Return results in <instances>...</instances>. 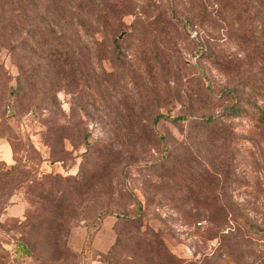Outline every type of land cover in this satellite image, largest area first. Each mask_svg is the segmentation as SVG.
Masks as SVG:
<instances>
[{"label": "rangeland", "instance_id": "obj_1", "mask_svg": "<svg viewBox=\"0 0 264 264\" xmlns=\"http://www.w3.org/2000/svg\"><path fill=\"white\" fill-rule=\"evenodd\" d=\"M43 16L73 40L71 59L48 56ZM233 102L243 112H225ZM251 108L264 119V0H0V159L13 163V144L51 174L63 230L20 229L38 210L0 184V241L26 242L17 264H104L118 219L97 215L134 214L137 197L184 264H264V120ZM161 114L189 117L153 126Z\"/></svg>", "mask_w": 264, "mask_h": 264}, {"label": "trees", "instance_id": "obj_2", "mask_svg": "<svg viewBox=\"0 0 264 264\" xmlns=\"http://www.w3.org/2000/svg\"><path fill=\"white\" fill-rule=\"evenodd\" d=\"M104 11H106V9H103V12ZM42 21L43 27H41L42 29L38 30V32H40V37L46 45L45 50L48 56L56 60L60 58L61 60L66 61L69 56L71 59V56L73 55L72 52L75 50L73 40L70 39V44L65 43L64 40L62 41L61 37L53 32L52 21L49 17L43 16ZM120 29V25H115V32H118ZM74 35L75 37H81L79 30H75ZM48 39L51 40V44L46 41ZM113 44L121 53L122 49L117 44V39L113 40ZM11 51L15 52V49L12 48ZM14 93L17 97H21V92L19 90ZM172 94H174V92H172ZM222 94L229 98L235 97L234 93L229 90H222ZM251 109L252 110L248 111V115H251L252 118L256 119L259 123L263 122L264 119L262 118V113L259 112L260 110L258 111L254 108ZM225 112L240 114L243 111L236 102H233L231 105L225 107ZM188 117L189 116L186 114L177 117L161 114L153 118L152 125L154 126L161 118L182 122L188 119ZM218 117L219 116L216 115H202L201 119L204 120L205 124L211 125L217 122ZM10 148L13 149H11L13 163L9 164L5 160L0 159V184H5L6 186H23V194L28 198L32 206H36L39 214L38 219L36 217L28 220L27 218L24 222L17 220L20 229L23 230L27 227L39 228L45 224L44 231L46 239H49L50 241L58 240L62 235L63 230L59 227L55 228L54 221L57 219V211L52 209L55 198L52 196V191L48 188V186L50 187L52 185L54 178L51 174L34 172L35 169H32L33 161L31 160V163H29L31 166L27 167V162H23L22 159L19 161L14 157L15 149L13 144ZM104 150L108 153L112 152L111 149L104 148ZM165 161L167 164L172 163L168 153ZM22 164L23 166L26 165L24 169H21ZM191 183L192 178L190 177L184 182H181L184 186H188ZM134 198L136 200V213L134 214L125 209L117 211L116 209H113L112 206H108L103 208L102 212L97 215L99 218L103 219V222H106L110 218L118 219L115 226V232L113 233V242L105 249L104 264H184L182 258L174 256L173 254H168V250L164 246L165 242L162 230L151 226L144 221L145 205L137 197ZM185 199L198 201L196 194L183 196L179 200L183 202ZM12 204L13 203L9 204L5 209H8ZM125 225L135 227L133 230L134 233L130 232V234H128L124 232L122 229ZM0 247L3 250L8 251L4 247V242L2 241H0ZM29 254L30 250L26 242L23 239H16L10 250L11 260L8 259L4 264H17L19 259ZM153 258H156L157 260H154Z\"/></svg>", "mask_w": 264, "mask_h": 264}, {"label": "crops", "instance_id": "obj_3", "mask_svg": "<svg viewBox=\"0 0 264 264\" xmlns=\"http://www.w3.org/2000/svg\"><path fill=\"white\" fill-rule=\"evenodd\" d=\"M0 145H3V143L2 144H0ZM3 151H7V149L5 148V146H2V148H1ZM11 159H12V156H11ZM3 160H5L7 163H9V161H7L6 159H3ZM5 245V247L7 246V249L8 250H11V249H9L10 248V245H8V244H4Z\"/></svg>", "mask_w": 264, "mask_h": 264}, {"label": "water", "instance_id": "obj_4", "mask_svg": "<svg viewBox=\"0 0 264 264\" xmlns=\"http://www.w3.org/2000/svg\"><path fill=\"white\" fill-rule=\"evenodd\" d=\"M124 34H125L124 32H123V33H121V35H120L119 37H120V38H122Z\"/></svg>", "mask_w": 264, "mask_h": 264}]
</instances>
